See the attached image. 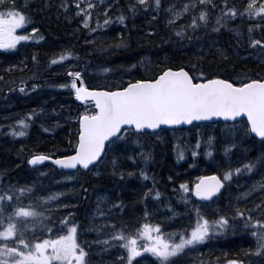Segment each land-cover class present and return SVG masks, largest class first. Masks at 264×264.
<instances>
[{
	"label": "rangeland",
	"instance_id": "374dc122",
	"mask_svg": "<svg viewBox=\"0 0 264 264\" xmlns=\"http://www.w3.org/2000/svg\"><path fill=\"white\" fill-rule=\"evenodd\" d=\"M91 1L94 0H81L79 7H84L85 3H89ZM214 1L215 0H212L211 3H205L204 5L197 3L196 8H192L191 2H195V0H172L174 10L182 9L185 4H189V9L183 15L173 20L171 24L168 23L172 17V13L170 12L167 19L162 21V23H164V26L172 24L181 26L187 21L191 22L189 19L191 15L196 14L197 16V13L202 8L206 11L208 5H213ZM217 1H219L223 7L225 0ZM100 2H102V0H100ZM132 2L133 3L131 5L135 6V10L133 9L136 15L135 17L137 20L139 19L141 21L136 22L134 19V22H132L130 26L131 29H128L125 24L122 25L123 22L118 19V15H107L111 10L110 2L107 1L102 4L98 3L102 5V9L99 8L101 16L106 17L107 25L109 26L108 28L113 32L95 33L91 36L92 42H103V44H106V48L112 52L125 48L127 43H130L131 41L129 38L131 35L135 38L137 45L141 46H150V44L152 45L161 42L165 35L158 22L157 5L155 0H146L148 5L147 7L139 4L138 0H132ZM259 2L260 0H257V6L259 5ZM247 3L248 0H227L228 6H235L239 12H243ZM75 5L76 8H78L77 4L74 2V6ZM105 9L108 10L107 13H105ZM77 13L83 14V12H78V10ZM227 18H231V21L235 22V24H233L232 33H235V36L240 44L245 48L250 47L252 51L243 52L236 48L234 44L228 43L225 47V55L227 57L231 56L234 62H240L243 64L250 62L259 64L264 63V45H253L250 37L252 34L259 33L256 40H264V19H261L260 16H249L247 12H244L242 16H232L229 14ZM249 25L253 26L251 32H249ZM26 27H28V25H23L20 28H17V34H26V32L31 34V29L35 28L34 26H31L28 30H26ZM232 40L233 37L231 38V42ZM25 43V41H18L15 48L0 49L11 51L17 48V50H20L22 46L26 45ZM68 45L69 44L63 45L59 54L67 50ZM74 64L75 62L72 60V57L67 56L63 61L52 63L51 73L52 75L65 77L71 72ZM141 71L142 69L140 66L136 64L133 67L127 68L113 76L103 78L92 77L84 82L89 86H104L105 84L110 85L112 83L115 84V82L119 80L129 82L133 80L134 77L138 76L139 73L141 74ZM150 71H152L151 68ZM71 79L72 78L65 77L63 80L51 82L49 87H47L46 90H42L40 93L41 95L39 100L41 103L47 98H54L55 95H57L56 97H59L61 92H64L62 95L65 96V99H68V97H70L68 85L70 86ZM61 85L67 86L62 87ZM6 89H8L6 84L0 85V97L3 96ZM73 93L74 89H72V94ZM84 110L89 112L91 110V105L84 104ZM0 111H3L0 112L1 155L2 151L6 148L20 146L16 142L27 136L30 125L25 119L20 117L19 114H12L11 112L6 113L7 109L4 106L0 107ZM22 119L25 121L24 125H20L18 123V121ZM77 119L78 116L73 117L71 122H75ZM246 129H248L247 124L242 121L237 124L197 125L187 130V135H191L195 139L197 138V135H202L204 141H206L207 145L204 143L203 148H200L199 150L202 157L204 155L205 159L201 164H189L184 169L182 168L183 165H176L172 167L170 187L166 191H172V195H174V199H172V195V197H170V202H173V206L170 208L172 212L170 213H166L165 207H159L158 205L160 197L156 195V190L153 187L151 176L146 168V160L143 156V154L147 152L146 147L150 141H165L166 144L170 145L172 155H178L177 158L180 157L183 162L186 157L185 154H183V150L181 149V152L178 148L179 145L177 141L178 138H180V134L169 130H162L151 135L124 133L122 137L110 146L108 153L101 160V162L91 170L87 171V173L93 177H98L101 174L120 175V178H118L119 181L117 183L115 182L112 187L113 189L111 192L113 193L103 192L101 189L92 186L88 187L86 184V172H75L72 174H66L51 190L38 187V182L35 178L33 181H18L17 183L19 189L21 187L31 186L32 191L30 193L25 192L20 194L19 200L16 199L17 193L14 192L15 203L13 205L26 206L31 200L34 204L39 205L37 208L38 211H43L46 216H48L49 213L51 214L48 220L50 224L59 226L61 219L69 213L75 214V207L83 201L86 203V210L84 209V213H86L85 217H87L86 219L89 220L92 227L95 226L93 228H88V226L80 224V230L78 231V242L81 243V246L84 247L88 253V261H90L91 264H124V261L120 259L121 256L126 257V249L122 248L123 241L118 240L115 242H105L107 237L114 236L118 230H123L126 233H129L134 232L135 229L139 228L140 225L144 223L151 225L160 224L161 231L167 235L168 233L176 230L190 228L196 219V207H199L202 214L209 219H214L218 215L222 214L226 216H234L237 208L251 209V211L247 214L251 215V213H253L252 216L256 218H264V216H257L258 210L255 207V205L264 201V191H260V187L264 186V166L258 165L252 171L242 170L238 174L233 172L231 181L226 182L224 192L210 203H200L195 201L191 196V191L185 193L179 187L181 183L187 182L189 189H191L192 185L202 175L215 172L222 176L223 171L227 170L229 167L232 169L240 167L243 164V159L237 161L229 160L226 158L228 152H225L224 149L228 145H234L236 148L238 145H244L247 140L249 141L252 137L250 136L249 131H245ZM15 132H21L23 134L15 135ZM68 132H74L73 125L68 127ZM209 137L212 138L211 141H209ZM131 138L136 140L133 143H129L130 147L128 148L126 144L131 141ZM193 144V148L197 150V142H194ZM150 149L152 148L148 147V150ZM209 152L211 153L210 155L208 154ZM237 162L241 163L238 164ZM44 169H46V167L37 168L32 173L38 176L39 173L45 171ZM142 172L144 175L141 174ZM254 184L256 185V190L249 192L250 186ZM19 189H17V191ZM123 191L127 193L125 194ZM56 192L61 193V195L56 197L54 200L43 202L37 200V197H45ZM145 193H147V195ZM245 193H247V195H244ZM114 194H116L115 196H117V200L114 197ZM184 196L189 197V199L187 201L184 200L182 198ZM116 201L122 202L117 204ZM147 201L151 204L152 208H146L148 206H146ZM97 205L100 206L98 210ZM145 211L148 212L147 217L144 215ZM100 213H103V215ZM233 222L236 224L235 229L229 227L224 232L212 233L205 241L199 242L196 245L187 246V250L183 254L179 255V258L175 260V264H214L215 261L223 259L225 257L223 252L224 249L221 248L220 241H217V238H222L225 234H229L231 235V238L238 240L240 247H242L241 249H245V244H248V249H254L257 244V238L252 235V233L256 231L255 227L251 225L247 228L243 227L244 222L241 218H236L235 221L230 218L229 224L231 225ZM97 228L99 229L98 231ZM107 230L110 232L105 234ZM45 234L46 233L41 229L35 230L34 233L31 229H29L26 233L29 239H31L33 235L42 239ZM55 234L57 233L54 231L52 235ZM144 239V237H141L137 242L141 243ZM175 239H179V236L177 235ZM249 255L255 257V262L247 264H261V257L259 253L250 252ZM141 257L144 259L141 260ZM141 257L134 258V261L140 260V264H158V261L151 255V253H141Z\"/></svg>",
	"mask_w": 264,
	"mask_h": 264
},
{
	"label": "snow or ice",
	"instance_id": "6c2138e0",
	"mask_svg": "<svg viewBox=\"0 0 264 264\" xmlns=\"http://www.w3.org/2000/svg\"><path fill=\"white\" fill-rule=\"evenodd\" d=\"M74 2L78 6V12L85 13L82 23L87 26L91 15L89 10L94 5L85 3L84 7H79L81 0H74ZM138 2L145 7L148 6L146 0H138ZM211 2L212 0H195L191 2V7L196 8L197 3L204 5ZM6 3L8 7L5 9ZM155 3L159 6L160 0H155ZM62 6L67 7V4ZM212 6L216 7L215 4ZM129 7L135 10L134 5ZM188 9L189 4H185L179 10H174L170 5L168 11L172 13V17L168 23L171 24ZM104 11L107 13L108 10ZM244 12H247L249 16H260L264 19V0H260L258 6L257 0H248L243 12H239L235 6L229 7L225 0L223 11L216 16L215 22L219 25L223 19H227L229 14L242 16ZM198 17L205 25L207 24L208 13L203 8L198 12ZM119 19L123 21L124 16L121 15ZM30 21V15L19 10L13 0H0V48H15L18 41L31 39L29 34L16 32L17 28L29 24ZM190 26H198L196 16L191 18ZM97 27H100L99 21ZM252 28L253 26L249 25V32ZM31 32L36 33L37 29L32 28ZM182 32L181 29L177 35H181ZM251 43L264 45V40L253 39ZM71 55H73L71 51L65 50L54 56L50 63L63 61L65 57ZM35 59L33 55V60ZM69 75L72 77L70 87L75 90V95L82 101L91 98L95 102V110L85 111L78 117L79 137L72 154L55 158V164L65 168L79 167L90 170V166H95L93 162H99L98 158L106 151L107 146H111L133 125L136 130L145 129L146 126L155 129L161 124L176 125L182 121L190 122L194 119L211 117L238 118L244 113L247 115L249 126L245 131L264 138V78L234 83L230 79H222L220 75L207 78L206 74L200 71L194 79L184 67H166L154 79H135L129 81L126 86H116L107 90L105 87H86L79 71L70 72ZM76 78H80L79 85ZM18 123L24 125L25 121L22 119ZM122 126L129 127L122 129ZM22 134L15 132V135ZM211 139L209 137V141ZM199 143L197 141V145ZM232 147L234 145H228L224 151L228 152ZM195 155L196 153L193 152V156ZM149 158L150 154H145L144 159L147 161ZM51 159L52 156L39 153L32 155L29 163L37 164L39 161ZM258 165L264 166V153L240 167L235 169L229 167L223 171L222 176L215 172L209 176H201L191 189L187 182L181 183L179 187L183 192L191 191L196 197L207 202L221 191L226 182L231 181L233 172L238 174L242 170L252 171ZM141 174L144 175L143 172ZM255 190V184L250 186L249 192ZM31 191V186L21 187L17 191L13 185H8L0 191V264H54V262L55 264H91L87 259L88 253L78 242L80 223L75 221L74 214L69 213L64 216L59 226H55L48 223L51 214L46 216L43 211H38L39 205L34 204L33 201L30 200L26 206L12 204V192L17 193L16 199L19 200L20 194ZM260 191H264V186L260 187ZM60 195L61 193L56 192L45 197H37V200L51 201ZM156 195L159 196L160 192L156 191ZM182 198L186 201L189 199L187 196ZM116 203L121 202L116 201ZM99 207L97 205V210ZM255 207L258 210L257 216H264V201ZM250 211L251 209L237 208L234 216L222 214L209 219L202 214L199 207H196V219L190 228L176 230L166 235L161 231L160 224L144 223L134 232L126 233L118 230L114 236L107 237L105 242L123 241L122 248L126 249V257L121 256L120 259L124 261V264H140V260L134 261V258L141 257V253H151L158 264H175V260L187 250V246L205 241L212 233L224 232L229 227L235 229V222L230 225L229 219L235 221L236 218H241L244 222L243 227L247 228L249 225L255 227L256 231L252 235L257 238V244L254 249H249V252L259 253L261 264H264V218L248 215ZM100 214L103 215V213ZM144 215L147 217L148 212L145 211ZM29 229L33 233L41 229L46 234L42 239L35 235L29 239L26 235ZM54 231L57 234L52 235ZM177 235L179 239H175ZM141 237L145 239L138 243ZM142 259L144 258L141 257ZM227 264H244V262L232 259L227 261Z\"/></svg>",
	"mask_w": 264,
	"mask_h": 264
},
{
	"label": "trees",
	"instance_id": "16d2710c",
	"mask_svg": "<svg viewBox=\"0 0 264 264\" xmlns=\"http://www.w3.org/2000/svg\"><path fill=\"white\" fill-rule=\"evenodd\" d=\"M107 1L110 2L111 6L110 13L107 15L116 14L118 19L123 15L122 25L125 24L128 29H131L130 26L134 19L136 22L141 21L136 19L133 8L129 7L133 3L132 0H102V2L94 0L89 2L94 7L89 10L91 15L87 26L82 23L85 13L79 15L77 13L78 8L74 7L72 0H39V2L38 0H13L19 10L31 17L26 30L34 26L37 32L29 34L32 39L25 41L26 45L20 50L0 52V85L6 84L8 86L3 96L0 97V106L9 110L8 113L19 114L30 125L27 136L16 142L20 146L6 148L2 151V156L0 155V166L3 164L0 171V191H3L8 185H13L19 189L18 181H33L34 178L38 182V187L51 190L66 174H69L46 165L44 166L46 167L45 171L37 176L32 173L37 167H31L29 164V158L35 154L43 153L56 157L68 155L75 149L78 119L75 122L71 121L73 117H79L85 112L84 104L74 102L72 88L69 85L70 97L68 99H65V96L62 95L64 92H61L59 97L55 95L54 98H47L42 103L39 100L42 90H46L52 81L57 82L65 77L71 78L69 74L61 77L51 73L52 63L50 61L59 54L63 45L69 44L67 51L73 53L71 57L75 64L71 72H81L83 81L92 77H110L136 64L140 66L142 71L133 80L152 79L166 67H184L190 75H193L194 79L197 78L196 74L200 71H203L207 78H211L212 75H220L222 79H230L234 83L264 78V63L243 64L234 62L231 56L225 55V47L228 43L234 44L243 52H251L252 49L243 47L235 33H232L235 22H232L231 18L223 19L219 25L216 24V16L223 11L222 4L217 0L214 1L216 7L211 4L206 8L208 13L206 25L199 20L198 13L197 16L196 14L190 16V20L193 16L197 17V27L190 26V21L181 26H177V24L164 26L162 21L169 16L168 9L170 5L173 6V2L172 0H160V4L157 6V16L165 35L164 39L150 46H141L137 45L135 38L131 35L129 36L131 42L116 52L109 51L103 42L91 41V36L95 33L113 32L105 23L106 17L101 16L99 11V8L102 9L100 4ZM64 4H67V7H63ZM4 7L6 9L8 4L6 3ZM98 21L100 27H97ZM181 29L183 30L182 34L177 35ZM258 36L259 33L252 34L250 37L253 40L257 39ZM33 55L36 57L35 60H33ZM46 72L48 77L45 76ZM126 83L127 81L119 80L115 84L90 86L105 87L107 90H111ZM92 111L94 110L91 105L89 112ZM71 125L74 126V132L69 133L68 127ZM187 130L189 129L180 130V138L177 140L178 148L180 151L183 150L186 157L183 162L180 157L177 158L178 155H175L176 157L172 155L171 147L165 141H150L146 147L147 152L143 154V156L150 154V158L146 161V168L151 176L154 189L160 192L158 205L165 207L166 213L172 212L170 208L173 206V202H170V197L173 196L172 199H174L172 191L166 192L170 187L171 179L169 177L172 178V167L183 165L182 168L184 169L189 164H201L205 159L199 150L203 148L206 141L202 135H197L196 139L187 135ZM37 131L38 133H36ZM135 140L131 138L126 146L129 148V143H133ZM197 141L200 143L199 145L196 144V150L193 148V143ZM148 147L152 149L148 150ZM263 147L264 143L250 138L244 145L229 149L226 158L231 161L243 159V164H245L264 153ZM193 152L196 153L195 156H193ZM25 170L30 173L26 177V174H22ZM85 174L87 175L86 184L88 187L100 188L104 186L108 187L110 191L120 178L118 174H101L98 179L90 176L87 172ZM11 194L13 196L12 204H14L15 193L12 192ZM85 207L86 203L83 201L75 207L74 219L80 224L88 226V228H93L83 214ZM222 237L225 241L223 245L225 257L215 261L214 264H226L232 259L241 260L244 264L254 261L255 257L249 255L248 249L242 251L238 240L231 238L229 234ZM245 247L248 248V244H245Z\"/></svg>",
	"mask_w": 264,
	"mask_h": 264
},
{
	"label": "water",
	"instance_id": "95a60500",
	"mask_svg": "<svg viewBox=\"0 0 264 264\" xmlns=\"http://www.w3.org/2000/svg\"><path fill=\"white\" fill-rule=\"evenodd\" d=\"M77 79V84L79 85V82H80V79L79 78H76ZM75 102L77 103H83L85 101H91L92 103H94V106H95V102L91 100V98H88L87 100L85 101H82L80 100L76 95H75V98H74ZM241 119H246L247 121V115L242 113L240 117L238 118H225V117H211V118H208V119H201V120H192L190 122H181L180 124H176V125H167V124H161V125H158L157 128L155 129H152V128H147V126L145 127V129H142V130H136L134 125L133 126H130V128H133L135 131L137 132H142V131H147V132H154V131H157L159 130L160 128H181V127H188V126H191L192 124H200V123H205V122H210V123H213V122H217V121H222V122H235V121H238V120H241ZM80 123V122H79ZM124 127H129V126H122V129ZM255 138H257L258 140H261V141H264V138H260L258 136L255 135V133H251ZM78 137H79V134H78ZM111 139V138H110ZM78 142V141H77ZM108 142L106 141V144ZM103 155V153H102ZM102 157V156H101ZM100 157V158H101ZM56 158V157H55ZM55 158H52L51 160H44V161H39L37 164H34V165H38V164H42V163H49L51 164L52 166L56 167L57 169L59 170H62V171H73L75 169H72V168H65L61 165H57L55 164ZM100 158H98V161L100 160ZM97 162H93V164L95 165ZM91 167V166H90ZM79 168V167H78ZM77 168V169H78ZM82 169V168H80ZM84 170V169H82ZM224 187V186H223ZM223 187L221 188V191L223 190ZM220 191V192H221ZM219 192V193H220ZM219 193L215 194L214 197H216L217 195H219ZM193 197L196 198L197 200L199 201H202L201 198L199 197H196L195 194L193 193ZM213 199V198H212ZM210 199V201L212 200ZM203 202H206V201H203ZM208 202V201H207Z\"/></svg>",
	"mask_w": 264,
	"mask_h": 264
},
{
	"label": "bare ground",
	"instance_id": "6f19581e",
	"mask_svg": "<svg viewBox=\"0 0 264 264\" xmlns=\"http://www.w3.org/2000/svg\"><path fill=\"white\" fill-rule=\"evenodd\" d=\"M38 2H39V0H38ZM174 2V1H173ZM73 4V3H72ZM74 5V4H73ZM74 7H76V5L74 6ZM78 7V6H77ZM47 11V10H46ZM158 11V10H157ZM61 12V11H60ZM74 13V12H73ZM77 15V14H76ZM80 15V14H79ZM60 16V15H59ZM41 20V19H40ZM139 20V19H138ZM165 20V19H164ZM163 20V21H164ZM159 21V20H158ZM40 22V21H39ZM37 23V22H36ZM141 23V22H140ZM41 25H42V23H41ZM164 25V24H163ZM174 25V24H173ZM167 26V25H166ZM179 26V25H178ZM169 28V27H168ZM51 31V30H50ZM171 31V30H170ZM172 32H173V30H172ZM150 36V35H149ZM94 40V39H93ZM144 40V39H143ZM151 40V39H150ZM92 41V40H91ZM131 42V41H130ZM146 42H148V41H146ZM153 42V41H152ZM147 44V43H146ZM151 45V44H150ZM153 45V44H152ZM23 47V46H22ZM155 47V46H154ZM23 51V50H22ZM25 57V56H24ZM27 58V57H26ZM15 59V58H14ZM18 59V58H17ZM16 59V60H17ZM21 59V58H20ZM22 60V59H21ZM20 60V61H21ZM29 60V59H28ZM116 60V59H115ZM24 61V60H23ZM12 63V62H11ZM7 66V65H6ZM66 67V66H65ZM64 70H66V69H64ZM19 71V70H18ZM50 72V71H49ZM65 72V71H64ZM56 73V72H55ZM45 76L46 77H48V73L46 72L45 73ZM72 78V77H71ZM53 82V81H52ZM50 93V92H49ZM6 94V93H5ZM37 95V94H36ZM41 95V94H40ZM52 96V95H51ZM51 101V100H50ZM66 102V101H65ZM25 103V102H24ZM47 106V105H46ZM0 107H3V106H0ZM53 108V107H52ZM35 110V109H34ZM9 112V110H7L6 111V113H8ZM11 116V115H10ZM7 117V116H6ZM12 118V117H11ZM10 120V119H9ZM14 121V120H13ZM51 122V121H50ZM5 124V123H4ZM36 126V125H35ZM36 129V128H35ZM72 129V128H71ZM3 131V130H2ZM35 131V130H34ZM5 132V131H4ZM61 132V131H60ZM36 133H38V131L36 132ZM3 134V133H2ZM11 142V141H10ZM12 143V142H11ZM10 146V145H9ZM2 147H3V145H2ZM0 148H1V146H0ZM219 153V152H218ZM5 154V153H4ZM71 154V153H70ZM105 155V154H104ZM104 155H103V158H104ZM2 156V155H1ZM6 157V156H5ZM15 158V157H14ZM53 158V157H52ZM102 158V159H103ZM30 159V158H29ZM4 160V159H3ZM14 160V159H13ZM240 160V159H239ZM235 161H237V160H235ZM244 161V160H243ZM219 162V161H218ZM239 162V161H238ZM237 162V163H238ZM241 163V162H240ZM240 163H238V164H240ZM243 163V162H242ZM30 164V163H29ZM46 165H50V166H52L51 164H49V163H42V164H38V165H34V164H30V166L31 167H37V168H42V167H44V166H46ZM2 166V165H1ZM97 166V165H96ZM53 167V166H52ZM225 168V167H224ZM228 168V167H227ZM226 168V169H227ZM4 169V168H3ZM234 169V168H233ZM213 170V169H212ZM62 171V170H61ZM87 171H89V170H81V169H75V170H73V171H62V172H65V173H70V174H72V173H75V172H87ZM26 172V173H25ZM25 172H22V174H26L25 175V177L27 176V175H29V173L25 170ZM214 173V172H213ZM217 174V173H216ZM205 175H211V174H205ZM217 175H219V174H217ZM244 175V174H243ZM202 176H204V175H202ZM201 177V176H200ZM95 178H97L98 179V177H95ZM123 180V179H122ZM35 181V180H34ZM82 183V182H81ZM15 184V183H14ZM70 186V185H69ZM74 186V185H73ZM81 186V185H80ZM72 188V187H71ZM77 188V187H76ZM225 188H226V184L224 185V187H223V190H222V192H221V194L224 192V190H225ZM86 189V188H85ZM99 189H101L103 192H108V193H110L111 191L108 189V187H104V186H102V187H100ZM61 190H62V188H61ZM75 190V189H74ZM80 190V189H79ZM68 191V190H67ZM77 191V190H76ZM97 191V190H96ZM69 192V191H68ZM98 192V191H97ZM124 192V191H123ZM76 193V192H75ZM112 193V192H111ZM125 193V192H124ZM123 193V194H124ZM127 193V192H126ZM125 193V194H126ZM152 193V192H151ZM69 194H71V193H69ZM102 194V193H101ZM220 194V195H221ZM83 195V194H82ZM116 194H114V197L116 198V200H117V196H115ZM219 195V196H220ZM130 196V195H129ZM218 196V197H219ZM84 197V196H83ZM99 197H101V196H99ZM217 197V198H218ZM73 200V199H72ZM76 200V199H75ZM213 201V200H212ZM89 202V201H88ZM120 202H122V201H120ZM211 202V201H210ZM210 202H207V203H210ZM200 203H202V202H200ZM96 204V203H95ZM114 204V203H113ZM148 205V206H147ZM105 206V205H104ZM147 206V207H146ZM146 208H152V206H151V204H149V202L147 201V203H146ZM106 207V206H105ZM159 207H161V206H159ZM103 208V207H102ZM85 210H86V208H85ZM94 210V209H93ZM91 212V211H90ZM87 213H88V211H87ZM83 214L84 215H86V213H84L83 212ZM87 218V217H86ZM95 219V218H94ZM87 220V219H86ZM89 221V220H88ZM85 223V222H84ZM86 223H88V222H86ZM112 230V229H111ZM110 231L109 230H107L106 232H105V234H107V233H109ZM234 232V231H233ZM247 237H249V236H247ZM235 238V237H234ZM224 238L222 237V238H217V241H220V246H221V248L223 249V245H224V243H225V241L223 240ZM236 240V239H235ZM86 242V241H85ZM245 243V242H244ZM240 245V244H239ZM227 246V245H226ZM101 247V246H100ZM244 247H245V245H244ZM89 248V247H88ZM94 248V247H93ZM242 248V247H241ZM253 248V247H252ZM246 249H248V248H246L245 247V249L243 248L242 249V251L244 252V251H246ZM225 250V249H224ZM229 250V249H228ZM249 250V249H248ZM115 252V251H114ZM224 252V251H223ZM235 252V251H234ZM103 253V252H102ZM250 253V252H249ZM100 254H101V252H100ZM223 254V253H222ZM92 256V255H91ZM218 256V255H217ZM236 257V256H235ZM106 258V257H105ZM238 258V257H237ZM100 259V258H99ZM255 262V260L253 261V262H251V263H254Z\"/></svg>",
	"mask_w": 264,
	"mask_h": 264
},
{
	"label": "flooded vegetation",
	"instance_id": "af4514ba",
	"mask_svg": "<svg viewBox=\"0 0 264 264\" xmlns=\"http://www.w3.org/2000/svg\"><path fill=\"white\" fill-rule=\"evenodd\" d=\"M70 174V173H69ZM162 207V206H161Z\"/></svg>",
	"mask_w": 264,
	"mask_h": 264
}]
</instances>
